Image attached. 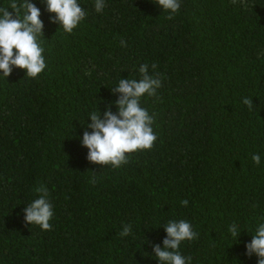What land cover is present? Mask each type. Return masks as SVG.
<instances>
[{"label": "trees", "instance_id": "1", "mask_svg": "<svg viewBox=\"0 0 264 264\" xmlns=\"http://www.w3.org/2000/svg\"><path fill=\"white\" fill-rule=\"evenodd\" d=\"M32 2L47 67L0 79V264H157L152 245L180 219L198 233L180 246L191 264H257L244 245L264 217V0H181L171 18L156 0H106L101 13L79 0L87 15L71 33ZM141 64L161 80L141 98L155 116L153 147L115 169L89 162V115L115 112L112 88L140 79ZM39 185L51 230L23 219Z\"/></svg>", "mask_w": 264, "mask_h": 264}, {"label": "clouds", "instance_id": "2", "mask_svg": "<svg viewBox=\"0 0 264 264\" xmlns=\"http://www.w3.org/2000/svg\"><path fill=\"white\" fill-rule=\"evenodd\" d=\"M42 3L48 13L54 14L49 17L50 23L58 24L65 33H71L86 19V10L79 0H42ZM156 4L171 18L179 11L181 0H156ZM105 6L106 0H94L97 13H101ZM8 8L12 9L11 13ZM40 16L41 10L32 0H8L7 6H0V79L6 80L14 68L23 69L29 78H36L46 69L42 42L44 22ZM151 67L155 69L156 66ZM138 71L140 79L120 78L112 88V93L118 94L114 101L115 112L111 110L113 105L109 104L103 113L97 108L89 115L87 120L90 123L80 137V145L87 149L89 162L115 169L128 162L127 154L153 147L157 139L152 127L155 116L141 106V98L155 96L161 80L149 74L148 64H141ZM241 102L249 108L253 104V100L247 97ZM251 159L254 164H261L259 153L253 154ZM89 182H96L95 175ZM34 191L38 196L24 207L23 219L41 230H51L54 209L48 189L39 185ZM181 204L187 206L188 201L183 200ZM163 229L166 236L162 246L152 245V256L157 264H191V257L180 252L182 242L192 241L198 236L191 223L184 219L170 220ZM241 232L238 222L228 225L227 233L236 241ZM131 234L132 225L124 224L120 235L127 237ZM250 235V242L244 245L245 254L255 255L257 264H264V217L259 218L254 234Z\"/></svg>", "mask_w": 264, "mask_h": 264}]
</instances>
